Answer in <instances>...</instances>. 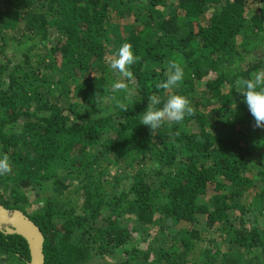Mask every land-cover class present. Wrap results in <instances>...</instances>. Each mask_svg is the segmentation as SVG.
I'll return each mask as SVG.
<instances>
[{
  "label": "trees",
  "instance_id": "16d2710c",
  "mask_svg": "<svg viewBox=\"0 0 264 264\" xmlns=\"http://www.w3.org/2000/svg\"><path fill=\"white\" fill-rule=\"evenodd\" d=\"M124 43L135 78L114 90ZM258 50L264 0H0V203L39 226L45 264H264V129L235 90ZM173 61L183 80L158 87ZM152 94L193 114L153 134ZM29 261L0 230V264Z\"/></svg>",
  "mask_w": 264,
  "mask_h": 264
},
{
  "label": "clouds",
  "instance_id": "9594fccd",
  "mask_svg": "<svg viewBox=\"0 0 264 264\" xmlns=\"http://www.w3.org/2000/svg\"><path fill=\"white\" fill-rule=\"evenodd\" d=\"M138 59L132 44L124 43L119 47L115 57L110 61V69L120 77L112 84L114 90H127L124 79L126 78L128 82L134 80L131 68ZM184 76L183 67L178 62H170L167 65V78L161 81L158 87L169 89L178 86ZM235 90L241 94V102L247 105L248 111L254 118V127L264 129V69L252 73L248 78L237 80ZM160 104V98L152 94L149 96L147 109L141 113L140 124L149 127L153 134L156 133L165 118L179 123L185 119L186 115L193 114L189 99L181 94L169 96L162 108L157 107ZM117 106L123 112L129 110V106L125 103H118ZM11 169L12 162L9 155L7 153L0 154V176L9 173Z\"/></svg>",
  "mask_w": 264,
  "mask_h": 264
},
{
  "label": "water",
  "instance_id": "95a60500",
  "mask_svg": "<svg viewBox=\"0 0 264 264\" xmlns=\"http://www.w3.org/2000/svg\"><path fill=\"white\" fill-rule=\"evenodd\" d=\"M0 230L8 235H19L28 243V264H45V236L39 226L22 210L7 208L0 203Z\"/></svg>",
  "mask_w": 264,
  "mask_h": 264
},
{
  "label": "rangeland",
  "instance_id": "374dc122",
  "mask_svg": "<svg viewBox=\"0 0 264 264\" xmlns=\"http://www.w3.org/2000/svg\"><path fill=\"white\" fill-rule=\"evenodd\" d=\"M256 53H260V54H263L264 52H262V50H260V52H259V50L256 52ZM12 53H10L9 54V56L11 55ZM18 56V55H17ZM18 60H19V57H16V59H15V61H14V63H17L18 62ZM29 197H31L30 199H34V193L32 192V191H29ZM200 218V220H199V224H198V228L200 227V228H203L204 227V225H206V219H205V217L203 218V216H200L199 217ZM213 231H215V230H213ZM153 233V235L151 234L150 236H148L147 234L145 235V234H138V235H136V237H134V242L135 241H137V240H140V238H147L146 240L150 243V241H152V239H153V236H154V233H156L157 231H155V230H153L152 231ZM158 234V233H157ZM147 245H148V243L147 244H144V242L143 243H140V244H138V246H139V248H142V247H147ZM126 251V250H125ZM117 257V256H116ZM105 262H108L109 264H114V263H111L112 261L113 262H115L116 261V259H115V257L114 258H112V259H106V260H104ZM104 261H102V260H100V261H98V262H104ZM97 262V263H98ZM104 262V263H105Z\"/></svg>",
  "mask_w": 264,
  "mask_h": 264
}]
</instances>
